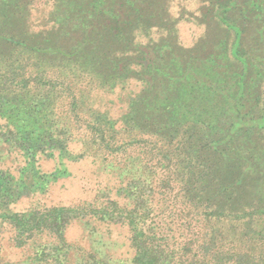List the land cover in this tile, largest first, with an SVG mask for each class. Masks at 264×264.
<instances>
[{"label": "trees", "instance_id": "16d2710c", "mask_svg": "<svg viewBox=\"0 0 264 264\" xmlns=\"http://www.w3.org/2000/svg\"><path fill=\"white\" fill-rule=\"evenodd\" d=\"M141 1L0 0V226L18 227L23 221L22 226L28 228L22 231L31 234L36 228L44 232L56 226L54 237L61 250L66 228L79 221L64 213L85 209L99 213L100 220L128 226L133 250L129 264H264V167L260 163L264 152L256 151L254 141L249 143L255 133H238L247 125L264 129V94L258 117L245 119L244 112L239 117L245 104L248 63L237 51L240 30L219 15L235 7L237 0H227L217 12L222 23L235 32L230 59L242 64L233 94L226 82L219 81L221 53L197 55L192 53L193 47L176 43L180 56H165L170 42L155 44L158 50H152L149 57L150 46L131 36L139 31V37L153 28L142 26ZM37 13L42 17L34 23ZM162 60L166 63L160 66ZM131 80L142 87L129 98L119 119H112L106 106L100 109L105 104L99 103V97L120 96ZM57 104L65 105L68 117L73 114V120L82 123L88 121L87 113H81L86 110L96 124L101 123L96 132L112 133L113 140L105 134L99 139L111 160L122 159L121 164L106 167L115 178V191L128 185L122 172H129L135 163H128L126 147L147 140L142 139L144 120L150 117L156 127L155 139L163 142L159 148H166L161 161L168 165L161 167V175L151 185L153 194L145 197L140 193L138 199L156 217L158 208H174L182 221L173 228L167 221L162 226L156 217L145 224L135 206L113 199L102 204L112 209L107 213L85 202L13 211L12 205L25 195L17 185L23 172L32 174V181L48 179V187L61 178V171L66 172L62 158L75 161L84 156L68 149L75 139L68 142L58 137L57 133L67 132L70 122L64 117L58 122ZM118 120L126 126L116 129ZM121 131L129 135L117 138ZM10 153L23 159L16 174L4 165ZM48 159H57L58 168L43 172L39 161ZM142 167L135 166V170ZM114 209L123 212V219L111 215ZM33 214L36 220L29 223ZM90 256L103 264V259Z\"/></svg>", "mask_w": 264, "mask_h": 264}, {"label": "rangeland", "instance_id": "374dc122", "mask_svg": "<svg viewBox=\"0 0 264 264\" xmlns=\"http://www.w3.org/2000/svg\"><path fill=\"white\" fill-rule=\"evenodd\" d=\"M258 2L260 5L255 8ZM226 3L227 0H160L157 3L155 0H142L139 4L143 10L142 26L153 25V28L146 31L144 29L145 32H142L143 34L139 37V31L134 32L131 36L135 35L136 40H142V45L150 46L149 57L152 56V50H158L155 44L160 46V44L164 45L170 42L172 43L171 48H167L163 52L165 56L171 53L180 56L182 52L178 51L176 43L184 47H193L192 53L197 55L221 53L224 60L218 62L220 63L218 68L220 72L219 81L221 84L226 82V88L233 94L237 87L236 81L242 73V64L230 59V51L233 50V43L235 42L234 30L222 23L217 17L218 8L221 5H226ZM219 15L226 18L228 24L240 30V44L237 51L248 63L247 77L244 81L245 98L242 99L245 100L242 102L245 104L240 107L239 111L242 113H239V117L245 113L243 116L245 119L256 118L261 112V101L264 94V92L262 93L264 90V0H237L235 7L228 9L224 14L220 12ZM41 17V13L34 14V23L39 22ZM171 21L175 23L170 24ZM134 55L137 54L134 53ZM162 62L166 63V60L159 61L158 64L161 66ZM141 87L142 85L138 81H128L122 88L123 90L119 92L120 96L116 93L108 94V96L102 94L99 97V103L105 105L104 108H98L104 110L106 106L109 117L119 119L122 112L127 108L129 98ZM107 99H109L110 104H107ZM112 99L114 101L119 100V102L114 104L111 102ZM65 107L63 104H57L55 114L58 116V122L63 117L67 122H70L69 129L66 133H57V135L66 141L68 140V142L75 139L69 144L68 149L72 153L81 152L84 156L75 161L62 158L63 169L65 168L66 172L62 173L61 171V178L48 187V179L32 181L33 175L23 172L22 177L18 180L20 184L17 185L19 189L21 186L25 195L12 205V210L22 212L29 209H43L57 205L67 206L82 202L87 203V205L94 203L97 207H102V204L113 199L119 204L135 206V210L138 213L140 211L141 219L145 221V224H148L156 216L153 211L145 207L144 203L140 202L138 194L142 193L145 197L152 195L151 185L156 184L153 182L157 181L156 178L161 175V167L168 165V163L165 164L161 161V155L165 153L166 148H159L163 142L155 139L156 127L150 122V117H146V121L144 120L146 126L142 139L148 137L147 140L141 141L139 144L133 142L132 145L126 147L128 151L126 157L130 156L128 163L136 164L130 166L129 172H122L123 181L128 182V185L115 191L116 189H113L116 187L115 178L109 173V168L106 167L107 165L111 167L116 162L121 164L122 159L117 157L111 160V157L107 155L109 151H104L101 147L99 138L105 133L96 132V127L101 123L97 121L96 124L86 110H80L81 113H87L84 115V117H88L86 123L77 119V121L73 120L72 116L74 115L68 117L69 115L65 113ZM122 126H126V123L123 120H118L115 128L119 129ZM238 133H255L250 138L249 143L253 144L254 141L257 143L256 151L259 154L261 150L264 152V129H257V125L250 129L247 125ZM110 134L112 133L105 135L110 136L113 140ZM181 134L178 133V135ZM128 135V133L121 131L117 134V138ZM170 147L167 146V149ZM70 155L72 154H64L63 156L71 158ZM6 160L9 162L4 163V165L9 166L13 174L22 168L23 159L19 154L10 153L6 156ZM247 161L249 162L248 158ZM260 163L264 167V162ZM39 165L41 171L51 172L58 168V161L57 159L40 160ZM139 165H143V167L135 170V166L138 167ZM157 196L159 197L157 194L154 195L156 198ZM160 203H162L161 200ZM98 210L107 213L112 209L107 210L102 207ZM155 211L158 214L156 220L162 226L167 221L173 228L175 227L174 224L178 225L182 221L175 216L177 213L174 208L164 210L161 207ZM97 214L99 215V213ZM67 215L73 220L78 217L79 221L78 219L72 221L66 228L65 240L62 243L65 247L61 250H58L61 248V243L54 237L56 235L54 232H57L58 229L56 226L46 228L44 232L36 228L34 234H31V231H22V229L28 228L25 224L22 226L23 221L18 227H13L8 223L1 225L0 264H98L90 258V255L93 254L96 260L103 259V264H129L133 250L129 245L130 230L126 224L107 222L106 218L100 220L97 218L98 215L87 212L85 209L84 212H65L63 216L67 217ZM111 215L116 219H123L124 214L121 210L114 209ZM107 216L109 215L105 217ZM36 217V214L30 215L29 223H33ZM50 221H48L49 226H51ZM58 221L56 222L60 225L61 219L58 218Z\"/></svg>", "mask_w": 264, "mask_h": 264}]
</instances>
